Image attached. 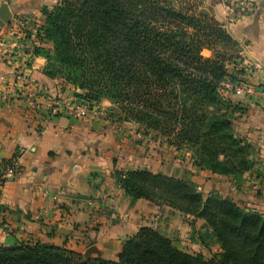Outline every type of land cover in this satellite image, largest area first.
<instances>
[{
    "label": "trees",
    "instance_id": "16d2710c",
    "mask_svg": "<svg viewBox=\"0 0 264 264\" xmlns=\"http://www.w3.org/2000/svg\"><path fill=\"white\" fill-rule=\"evenodd\" d=\"M42 14L43 22L33 24L34 41L24 28L19 41L32 44L30 56L45 58L44 75L70 84L82 101L108 100L115 121L134 123L177 149L189 145L196 168L243 180L254 164L252 146L233 122L246 107L223 86L246 85L235 69L238 43L195 0H57ZM112 175L131 200L192 217L191 228L202 219L198 238L216 251L205 258L141 226L112 260L34 241L0 245V264H264V213L146 168Z\"/></svg>",
    "mask_w": 264,
    "mask_h": 264
},
{
    "label": "crops",
    "instance_id": "0c3cea01",
    "mask_svg": "<svg viewBox=\"0 0 264 264\" xmlns=\"http://www.w3.org/2000/svg\"><path fill=\"white\" fill-rule=\"evenodd\" d=\"M202 1L208 16L238 43L235 69L242 70L239 77L246 84L264 79V0H253L254 11L237 20L228 19L220 0ZM56 2L7 0L12 16L9 23L0 26V90L19 88L32 80L42 86L45 98L39 101L46 107L47 97L70 99L75 91L61 79L42 73L45 58L30 56L32 44L19 41V29L28 32L29 26L16 22L25 21L34 28L33 24L43 22L42 8H51ZM203 51L210 55V51ZM228 97L246 107V113L233 125L236 134L246 138L254 150V164L239 183L208 170H186L181 161L171 157L163 165L161 160L150 162L156 159L146 154L137 155L138 150L133 152L128 146L133 137L121 134L133 123L106 116L91 119L62 111L27 110L18 98L0 102V245L40 241L83 255L94 247L97 252L91 257L115 259L127 237L141 226L158 225V206L127 197L115 182V169L146 168L197 182L196 188L206 195L214 191L228 195L239 206L264 213V108L245 97ZM101 104L111 106L105 99ZM15 161L16 169L3 176Z\"/></svg>",
    "mask_w": 264,
    "mask_h": 264
},
{
    "label": "rangeland",
    "instance_id": "374dc122",
    "mask_svg": "<svg viewBox=\"0 0 264 264\" xmlns=\"http://www.w3.org/2000/svg\"><path fill=\"white\" fill-rule=\"evenodd\" d=\"M195 1L197 5H199V9L201 8L207 9L204 6V3L202 0H195ZM203 55H206L205 51H203ZM229 68L232 69V67L230 66ZM106 109H107L106 117H109L110 119H112V121L113 120L115 121V117L110 116L109 108H106ZM129 130H131L132 134L129 133ZM123 132H126L127 135H131V137H133L130 139V142L128 144L129 149L132 148L133 152H135V149H137L138 152L136 154L139 156L142 154L143 155L146 154L148 157H152L156 159V160H150V162H158L159 160H161L163 161V165H166L168 163L167 158L171 157L177 161H181V163L183 164L186 170L192 167L196 168L193 164H191L192 163L191 155H194V154L191 148L189 147V145H184V146H181L179 149H177L176 146L174 145V142L166 140L164 137H159V136L155 137L154 134H151V133L143 134L142 129L139 128V126L136 124H134V126L131 129L128 128V131L127 130L122 131L121 132L122 135H123ZM153 154H156V156ZM253 154H254V150L251 148L250 156L252 157ZM169 165H170V162H169ZM166 171L167 170L164 169V172ZM153 173H156V172H153ZM157 173L167 175L162 172H157ZM194 185L196 187L198 183L196 182L194 183ZM197 191H199L203 195H206V192H203L204 190L201 191L197 189ZM209 193H216V192L214 191V192H209ZM223 196H228V195H223ZM157 206H158V212H157L158 218L156 221V224H158L157 228L161 233H163L168 238H170L176 246L185 248L190 253H194V254L201 253L205 258H209L211 254L216 251L213 242L208 241L207 244H204L198 238L199 233L202 232L204 229L202 227V224L204 222L202 219L200 218L195 219L194 225L191 228V225L189 224V220L193 219L192 217L190 218L188 216H183L178 211H174V210L172 211V209H170L166 205H157ZM191 229H193L194 231L193 235L189 234ZM196 232H198V234H195Z\"/></svg>",
    "mask_w": 264,
    "mask_h": 264
},
{
    "label": "built area",
    "instance_id": "2783aa9c",
    "mask_svg": "<svg viewBox=\"0 0 264 264\" xmlns=\"http://www.w3.org/2000/svg\"><path fill=\"white\" fill-rule=\"evenodd\" d=\"M226 10V16L230 20H237L247 17L254 11V1L253 0H220ZM2 3H7V0H0V5ZM19 24L24 27H28V32L30 38L34 40L35 28L31 27L25 21L19 22ZM9 33V35H11ZM21 35V33H20ZM9 46L12 45L10 42ZM21 47H27L21 45ZM223 86L232 89V93L235 96L245 97L255 101V103L260 104L264 108V79L256 84H246V85H233L229 82H224ZM44 92L42 86L35 84L32 80L26 81L24 85L11 86L0 90V102H8L15 98L21 101L24 108L27 110L44 111L48 110L49 113L56 114L59 111L72 116H87L88 118H102L106 116V107L100 103H91L82 101L75 96L73 98H64L58 95H52L47 97L48 107L44 106L42 102L39 101L40 97H44ZM17 167L16 161L12 163V166L7 169L3 176L11 173Z\"/></svg>",
    "mask_w": 264,
    "mask_h": 264
},
{
    "label": "water",
    "instance_id": "95a60500",
    "mask_svg": "<svg viewBox=\"0 0 264 264\" xmlns=\"http://www.w3.org/2000/svg\"><path fill=\"white\" fill-rule=\"evenodd\" d=\"M199 12L205 15L209 14L208 10L205 8L199 9ZM11 16L12 14H11L8 4L2 3L0 5V26H3L9 23ZM96 252L97 250L94 247H89L87 251L85 252L84 256L90 257L92 253H96Z\"/></svg>",
    "mask_w": 264,
    "mask_h": 264
}]
</instances>
